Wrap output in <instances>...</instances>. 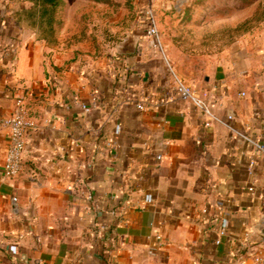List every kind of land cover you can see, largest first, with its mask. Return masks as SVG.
<instances>
[{"label": "crops", "instance_id": "1", "mask_svg": "<svg viewBox=\"0 0 264 264\" xmlns=\"http://www.w3.org/2000/svg\"><path fill=\"white\" fill-rule=\"evenodd\" d=\"M147 31L133 56L80 60L0 17V120L20 97L36 126L22 173L0 171V264H235L264 249V151L181 98ZM187 81L264 148V37ZM9 142L0 126V166Z\"/></svg>", "mask_w": 264, "mask_h": 264}, {"label": "rangeland", "instance_id": "2", "mask_svg": "<svg viewBox=\"0 0 264 264\" xmlns=\"http://www.w3.org/2000/svg\"><path fill=\"white\" fill-rule=\"evenodd\" d=\"M66 1L49 11L42 0H0V17L34 32L52 54L74 49L71 57L84 60L116 52L132 32L142 34L149 27L146 12L152 9L161 47L186 84L231 56L236 44L264 37V0Z\"/></svg>", "mask_w": 264, "mask_h": 264}, {"label": "built area", "instance_id": "3", "mask_svg": "<svg viewBox=\"0 0 264 264\" xmlns=\"http://www.w3.org/2000/svg\"><path fill=\"white\" fill-rule=\"evenodd\" d=\"M146 16L149 25L147 33L150 37L156 39V46L161 48V44L159 41V30L155 22L153 10L148 9L146 12ZM165 60L169 68L171 69L177 92L182 99L190 101L195 107L203 111L204 114L208 116L212 121L226 126L231 132L251 143L258 150L264 151L263 146H261L258 142L242 135L231 125V122L234 119L233 116H229L226 120L216 117L211 110V104L210 102H208L207 94L204 96V98L197 97L192 87L174 74L171 65L168 62V59L165 58ZM82 107L84 110L88 111V107L86 105H83ZM0 126L7 128L10 132V142L6 153V160L4 165L0 166V171L6 178L14 179L22 173L24 168L26 134L29 130H34L36 128L35 123L29 116L28 108L23 98H17L13 113L9 117L0 120ZM158 159L161 160L162 156H158ZM253 190V188L250 189V191ZM14 201L17 202V199H14ZM202 214L208 215L209 210L204 209L202 211ZM226 234V229H220L219 239L216 241L217 245L221 243L220 238L224 237ZM150 254L154 255L155 250H151ZM235 264H264V249H257L251 252L248 256L241 257Z\"/></svg>", "mask_w": 264, "mask_h": 264}, {"label": "water", "instance_id": "4", "mask_svg": "<svg viewBox=\"0 0 264 264\" xmlns=\"http://www.w3.org/2000/svg\"><path fill=\"white\" fill-rule=\"evenodd\" d=\"M140 39L141 36L135 34L134 32L130 33L127 36V38L118 47L117 49L118 54L122 56L135 55L138 50ZM260 232L264 236V221H263V226L260 228Z\"/></svg>", "mask_w": 264, "mask_h": 264}, {"label": "trees", "instance_id": "5", "mask_svg": "<svg viewBox=\"0 0 264 264\" xmlns=\"http://www.w3.org/2000/svg\"><path fill=\"white\" fill-rule=\"evenodd\" d=\"M97 4L114 5L117 4L119 0H88ZM43 4L46 5L49 11H54L59 7L67 5L66 0H42Z\"/></svg>", "mask_w": 264, "mask_h": 264}]
</instances>
